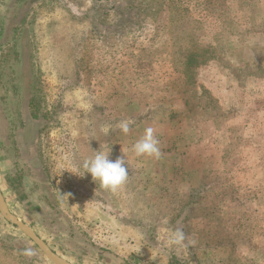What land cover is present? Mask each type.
<instances>
[{
    "label": "rangeland",
    "instance_id": "rangeland-1",
    "mask_svg": "<svg viewBox=\"0 0 264 264\" xmlns=\"http://www.w3.org/2000/svg\"><path fill=\"white\" fill-rule=\"evenodd\" d=\"M100 147L117 194L83 176ZM263 168L264 0H0V185L61 257L264 264ZM0 264L54 263L0 214Z\"/></svg>",
    "mask_w": 264,
    "mask_h": 264
},
{
    "label": "clouds",
    "instance_id": "clouds-1",
    "mask_svg": "<svg viewBox=\"0 0 264 264\" xmlns=\"http://www.w3.org/2000/svg\"><path fill=\"white\" fill-rule=\"evenodd\" d=\"M131 121H122L119 124L120 130L127 134L130 131ZM159 140L155 135L152 127L145 129L144 135L139 138L132 146V151L137 157H150L159 159L162 155L159 147ZM93 154L87 156L80 167L83 170V176L90 174L94 182H98L100 187L113 194L122 191L129 180L128 162L125 155L111 160V149L93 151ZM81 177V176H80ZM185 239V235L181 230L174 231L169 237V242L175 245H181ZM24 255L32 257L36 252L27 248Z\"/></svg>",
    "mask_w": 264,
    "mask_h": 264
},
{
    "label": "water",
    "instance_id": "water-1",
    "mask_svg": "<svg viewBox=\"0 0 264 264\" xmlns=\"http://www.w3.org/2000/svg\"><path fill=\"white\" fill-rule=\"evenodd\" d=\"M0 214L1 216L21 230L54 264H73L61 257L52 247L27 223L14 214L6 201L0 185Z\"/></svg>",
    "mask_w": 264,
    "mask_h": 264
},
{
    "label": "crops",
    "instance_id": "crops-1",
    "mask_svg": "<svg viewBox=\"0 0 264 264\" xmlns=\"http://www.w3.org/2000/svg\"><path fill=\"white\" fill-rule=\"evenodd\" d=\"M263 170H264V168H263ZM261 177H262V184L259 187L258 195H259V198L261 200H264V183H263V181H264V175L263 176L261 175Z\"/></svg>",
    "mask_w": 264,
    "mask_h": 264
},
{
    "label": "trees",
    "instance_id": "trees-1",
    "mask_svg": "<svg viewBox=\"0 0 264 264\" xmlns=\"http://www.w3.org/2000/svg\"><path fill=\"white\" fill-rule=\"evenodd\" d=\"M172 264H175L174 262H172Z\"/></svg>",
    "mask_w": 264,
    "mask_h": 264
}]
</instances>
